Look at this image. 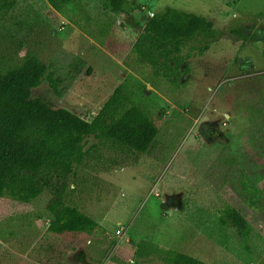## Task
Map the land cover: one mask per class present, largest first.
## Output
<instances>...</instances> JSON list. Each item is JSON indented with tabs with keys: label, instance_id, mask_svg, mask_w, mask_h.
Masks as SVG:
<instances>
[{
	"label": "rangeland",
	"instance_id": "rangeland-1",
	"mask_svg": "<svg viewBox=\"0 0 264 264\" xmlns=\"http://www.w3.org/2000/svg\"><path fill=\"white\" fill-rule=\"evenodd\" d=\"M3 2L12 6L0 58L33 54L61 80L55 91L44 79L33 97L90 121L139 80L147 91L138 103L158 136L146 154L104 150L76 169L65 202L98 224L93 232L50 234L48 192L28 205L0 199V264H161L136 258L143 241L204 264H264V0H128L132 10L118 16L102 9L114 21L103 36L73 26L49 0ZM165 8L202 16L217 32L202 57L192 52L179 94L126 66L147 20ZM228 206L246 214V241L220 225Z\"/></svg>",
	"mask_w": 264,
	"mask_h": 264
},
{
	"label": "trees",
	"instance_id": "trees-1",
	"mask_svg": "<svg viewBox=\"0 0 264 264\" xmlns=\"http://www.w3.org/2000/svg\"><path fill=\"white\" fill-rule=\"evenodd\" d=\"M3 3L0 26L12 6ZM92 3L100 10L95 17L89 13ZM49 4L73 26L86 34H90V27L96 28L99 36L107 34L114 24L102 9L112 16L132 10L128 0H49ZM216 37L213 22L206 18L165 8L147 20L131 49L133 61L126 66L154 90L166 88L179 94L191 72L192 52L202 57ZM91 38L102 44L97 37ZM196 41L202 47L194 45ZM139 65L147 70L138 71ZM54 76L33 54L16 61L0 58V199L28 205L48 192L50 234L90 233L97 230L98 224L65 202L76 169L101 161L104 150L146 154L158 130L138 103L146 100L147 91L139 80L135 90L125 84L118 87L98 114L86 121L33 97L44 79L55 90L61 80ZM92 139L96 143L90 145ZM218 221L222 227H232L239 240L248 239L250 231L243 210L228 206L220 211ZM135 256L161 264H204L146 241L137 245Z\"/></svg>",
	"mask_w": 264,
	"mask_h": 264
}]
</instances>
